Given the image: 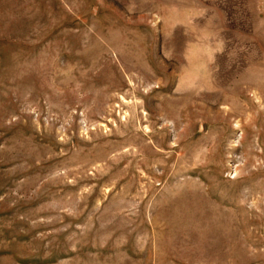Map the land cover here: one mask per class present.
Returning <instances> with one entry per match:
<instances>
[{
  "label": "rangeland",
  "instance_id": "rangeland-1",
  "mask_svg": "<svg viewBox=\"0 0 264 264\" xmlns=\"http://www.w3.org/2000/svg\"><path fill=\"white\" fill-rule=\"evenodd\" d=\"M0 264H264V0H0Z\"/></svg>",
  "mask_w": 264,
  "mask_h": 264
}]
</instances>
